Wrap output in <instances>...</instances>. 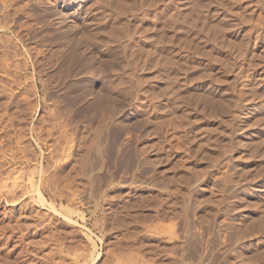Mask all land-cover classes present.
<instances>
[{
  "label": "rangeland",
  "instance_id": "1",
  "mask_svg": "<svg viewBox=\"0 0 264 264\" xmlns=\"http://www.w3.org/2000/svg\"><path fill=\"white\" fill-rule=\"evenodd\" d=\"M16 1H0V25H6L0 30V162L6 157L26 162L18 169L20 173L0 180V264H185L190 260L199 262L197 258H202L199 264H264V158H260L258 144L245 143L239 151L230 133L221 126L207 127L205 119L211 118L209 114H202L205 118L200 115V119L192 107L186 115L184 109L183 116H165L159 111L161 45L168 47L171 70L176 73L186 67L185 53L189 48L184 47L192 39L175 29L170 15L163 16L167 0H134L137 14L132 10L122 15V21L129 24L122 22L126 39L117 42L109 39V30L120 20L112 15L101 46L83 38L79 41L65 37L59 26L56 31L52 26L55 32L47 30L51 26L46 27V22L55 23L57 12L61 11L60 0ZM29 1L38 6L33 8ZM26 7L33 14L40 10L42 18L32 16ZM258 14L252 15L250 26L257 22ZM11 17L20 19L17 26L9 25ZM67 21L70 23L69 18ZM40 26L44 33L32 35ZM118 32L120 36L121 31ZM29 33L33 44L25 48L18 40ZM66 42L70 46L66 47ZM229 53L234 63L239 62L238 68L239 50L229 48ZM197 63V67L211 70L214 76L221 75L211 62L199 57ZM259 89V93L253 91L249 95L252 105L264 102V91ZM235 90L237 94L238 87ZM93 111H98L96 127L101 134L97 129L93 131ZM51 114L56 119L71 115L77 120L72 128L68 126L64 144L51 129ZM195 118L200 120L196 119L192 128L190 122L187 127L183 121ZM194 125L203 126L194 129ZM252 127L245 132L258 136V126ZM94 132L96 141L92 143ZM57 141L58 146L62 145L58 149H64L61 152L56 148V155L60 153L62 159L55 162L59 167L45 166L47 153H53ZM97 141L101 142L102 154L92 162L95 168L88 179L83 171L93 159L91 149ZM47 145L53 148L49 151ZM65 148L71 151L66 152ZM242 150L252 158L243 161ZM225 153L230 156L228 159H224ZM217 166L226 168L231 176L227 177L235 184L230 182L224 190L214 189L221 179L217 172L221 168ZM242 167L250 171L240 174ZM43 169L47 172L43 176L47 177L41 180L39 173ZM30 181L41 190V199ZM18 184L24 189L15 187ZM226 227L238 229H230L232 233L228 230L239 234L237 239L231 238ZM201 251L205 253L198 257L197 252Z\"/></svg>",
  "mask_w": 264,
  "mask_h": 264
},
{
  "label": "bare ground",
  "instance_id": "2",
  "mask_svg": "<svg viewBox=\"0 0 264 264\" xmlns=\"http://www.w3.org/2000/svg\"><path fill=\"white\" fill-rule=\"evenodd\" d=\"M0 1H2V0H0ZM17 1H19V0H17ZM35 1L33 0L34 3H35ZM33 2L31 1V3H33ZM28 3L31 4L30 1ZM91 4H95L94 7L90 8ZM35 5L36 4H34L33 8H36L38 6V4H37V6H35ZM0 6H2V5H0ZM29 6L30 5H28V7ZM28 7H26V9H28ZM136 7H137V5L135 4L134 0H60L58 3V8L61 9V11L57 12L58 16L55 20V23L50 24V23L46 22L45 20H43V21H45L47 23V24H45L46 27L51 26V28L48 27L47 30L54 31L53 28L55 29L56 26H59V28L62 29L63 33L66 35L65 36L64 34H62L65 37H68V38L74 37L75 39H77L79 41L81 38H83V40L85 39L84 41L89 40V41H91V43L99 44L97 46H101L105 40V37H106L105 35L107 32L108 20L112 15H114V17L116 16L115 18L119 17L120 20L118 19L119 21H117L116 24H114L111 27V28H113V30L112 29H110L111 31L109 30V33L111 32V37H109V39L111 38L113 42H117V40H120L121 38L126 39V37H124V35H123V33H125V28H126V27L124 28V25L125 24L128 25L129 23L125 22V20H124V22L122 21L124 18V17H122V15L125 16V14L127 12H131L132 10H134L136 13L138 11V9ZM6 9H7V7H6ZM68 10H69V12H66ZM28 11H30V8L28 9ZM261 11L263 13H261V15L258 14ZM30 12L28 14H30ZM39 12L41 13L40 10L35 11L34 12L35 14H33L31 12V15L32 14L36 15V18H37V16L40 14ZM5 14L7 15V12ZM255 14H258L260 16H257V20H256L257 22H255L254 25L250 26L249 20L251 21L252 15H255ZM40 15L38 16V18L40 17ZM169 15L172 17V18H170V17L169 18L171 20H173L175 29L179 32H183L185 34H188L189 36L192 37V39L190 40V43L187 44V46H186V44H184V46H186V47L183 46L185 49L189 48V50L187 51V54L183 51L185 53V60H184V57L182 56L183 60L185 61V62L184 61L183 62L186 64V65H184V63H183V65L186 67L181 68L184 70L180 69V71L178 70V71H176V73L175 72L173 73L172 72L173 70H171V58L169 56L170 54L168 53L169 52L168 47L165 44L161 45L163 49H162V52L160 53L161 54V63H160V68H159L160 70H158L161 73V75H159L160 80H161V85H160L161 89H159V92L161 91V93H160L161 103L159 102L160 104L158 105V106H160L159 111L161 109L160 112L164 113L165 116H169V115H173V116H179L180 115L181 116L184 109H185V115H186V113H187L186 110L187 109L189 110V108L192 107L193 109L196 110V113H199V117H200V115H202L204 113H208L212 119L209 117L208 118L210 120L208 118L205 119V120H207L206 124H205L207 127L215 125V126H221L222 128H224L228 133L231 134V136L228 134L227 135L230 136V139L232 141H234V144L236 142L237 148L239 149V151L242 149V146L245 143H249V144L253 143L252 145L258 144L257 147H259V149H261V152H262L260 158L263 159L264 158V102H262L261 105H256V106L252 105V103H249L251 101L249 95H251V92L253 93V91L255 93L256 92L259 93L260 92L259 88H262V90L264 91V17H262V15H264V0H167V2L164 4L163 16H166V18H168ZM12 16H16V14L15 15L13 14ZM17 16H18V14H17ZM42 16H44V15L42 14ZM18 17H20V16H18ZM20 18L22 19L23 17H20ZM34 18H35V16H34ZM41 18L42 17H40L39 20ZM67 18H69L70 23H68V21H67V23L65 22ZM17 20H18L17 17L12 18L10 20L9 25L11 27L17 26ZM18 21L20 22V19ZM126 21H127V19H126ZM45 22H43L42 24L44 25ZM122 22L124 23V25ZM37 24H39V23L37 22ZM53 25H54V27L52 28ZM5 27H6V25L1 24L0 30H3V28H5ZM40 27L38 29H34L33 32H31L32 35L34 33L40 32V31H43L42 33L40 32V34H43L45 29H42L43 26H40ZM46 27H44V28H46ZM251 27H252V29H251ZM16 30H20V29H16ZM114 30H115V33H114ZM117 30L121 31L120 36H118L119 32L117 33ZM248 30L252 31L253 37L250 36L251 33ZM55 31H56V29H55ZM31 33L24 35V37H20V40H18V41H20L21 44L24 45L25 48L27 46L30 47L33 44L32 40H31L32 41L31 43L29 42ZM126 33L127 34L129 33V32H127V29H126ZM21 34H23V33H21ZM47 34H49V33H47ZM40 36H42V35H40ZM107 36H109V35H107ZM178 37H181V36L178 35ZM182 37H184V36H182ZM47 38H49V37L46 36L45 40ZM51 38L53 39V37H51ZM130 40H131V38H130ZM42 41H41V43H42ZM66 41L68 42V40H66ZM144 41H145V39H144ZM39 42H40V40H39ZM45 42H47V41H45ZM45 42L43 41V43H45ZM49 42L51 43V40ZM53 42H54V39H53ZM67 42L65 44L66 47H67V45H69V44H67ZM76 42H78V41H76ZM138 42H139V40H138ZM138 42H136V43L138 44ZM69 43L71 44L72 42L70 41ZM34 44L36 45V43H34ZM114 44H116V43H113V45ZM143 44H144V42H143ZM145 44H147V43H145ZM103 45H104V43H103ZM139 45L137 47H139ZM123 46L125 48V45H123ZM129 47H130V45H129ZM140 47H141V45H140ZM190 48H193V49H190ZM229 48H237L239 50V53L241 55L240 56L241 62H240V66L238 68L236 66L239 64V62L237 64H236V62L235 63L233 62L232 55L229 53ZM178 49L180 50L181 48H178ZM67 50H69V49H67ZM55 51H57V50H55ZM62 52H63V50L60 53H62ZM62 54L64 55L65 52H63ZM179 55H181V53ZM173 56H174V54H173ZM199 57L203 58L204 60H207L208 62H211L213 65L218 67L221 75L220 76H214V74L211 72V70H208L204 67H203L204 69L200 68L199 66L197 67V64H199V63H197V60L199 59ZM174 59H175V57H174ZM251 64H253L257 68ZM65 67L67 68V66H65ZM7 72H9V71H7ZM61 72L62 71H60V73ZM9 74H11V73L9 72ZM131 75H129L128 77H130ZM39 80L43 84V80L41 78ZM2 83H4V82H2ZM233 87H235V88L238 87L239 91L237 90L238 91L237 94L235 93L236 92L235 88H234L235 92H234V90L232 91ZM13 91H15V90H13ZM45 92H47V91H45ZM262 93L264 94V92H262ZM92 102H94V101H92ZM150 104H151V102H150ZM190 110L188 113H190ZM195 110H192V112ZM97 112L93 111L94 115L92 114V121L94 122V124H96V122H98L97 121V115H96ZM53 115L54 114H51L49 117H51ZM182 116H183V114H182ZM71 117L73 118V116H71V115H70V117H67V118L65 116V119L63 118V116L60 119H58V118L56 119L54 116L51 118L52 119V122L50 125L51 129H53L55 131V133L57 132L58 137L60 138V139L59 138L58 139L62 141V142H60L62 144H64L63 143L64 141L68 140V134H67L68 126L72 125L71 126V128H72L73 124H76L75 117L73 118L74 121H73V119H71ZM88 117H90V116H88ZM202 118H205V117L202 115ZM188 119H185L183 121H185V123H186L185 125H187V127H188L189 122H190V127H191V124L193 122H195L197 118H195V120L192 119V121H186ZM200 119H201V117H200ZM200 119H197V121ZM254 124H256L258 126V129L256 131L259 134L258 136L257 135L253 136V134H255V133L252 134V133L245 132V129L247 130V128L252 127ZM75 126L76 125H74V130L76 131ZM96 126H97V124L94 125V127H96ZM202 126L203 125H201V126L194 125L193 128L198 129L199 127H202ZM97 128L98 127L94 128L93 131H95ZM252 128H254V127H252ZM252 128H250V129H252ZM30 131H31V129H30ZM97 131H98V133L101 132L98 129H97ZM97 131H95V132H97ZM190 131H192V130H190ZM95 132L93 133V134H95V137H94V139L92 138L93 139L92 143H94L96 141L95 138H96L97 133H95ZM252 136L253 137L257 136L259 138V140H261V141H256V140L252 139ZM98 137L100 138V135H98ZM231 137H233V138H231ZM54 138L57 139L56 137H54ZM62 139H64V141ZM114 140L115 139H113V141ZM58 141L56 144H53V145H56V146H54V148H53V146L49 147V145H47V147L50 148L49 151L51 150V148H53L54 151H53V153L48 151L49 152V153H47L48 156L46 155L47 157L45 158V166L50 167V165H51V167L53 166L54 168L59 167V166H56V164H55L56 161H60V160H58V158L61 159L60 153L56 155V152L58 153V151L61 150V149H58V147L59 146H60L59 148L62 147V145L58 146V143H59ZM100 143H99V141H97L95 143V145L92 146V147H94L93 149H91V151L93 150L92 152H94L92 154L93 159L90 161L89 166H87L88 169L85 168L86 171H85V169L83 171L84 174L85 173L88 174L87 178L89 176H91L90 174L93 173L92 171L95 168L94 165L92 164V162L96 159V157H100V154H102L101 153L102 148L100 150V146H101ZM67 144H70V143H67ZM0 145H1V143H0ZM67 146L69 147V145H67ZM224 146H226V145H224ZM229 146H230V143H229ZM232 146H233V144H232ZM56 148L58 149V151L56 150ZM233 148L235 149V147H233ZM68 149L65 148V151ZM249 149H251V147H249ZM46 150H48V149L46 148ZM63 150H61V152H63ZM69 150L66 152H69ZM224 152H227V151H224ZM244 152H245V154H244ZM230 153L231 152H229L228 154H230ZM225 154H226L225 156H224V154H222L224 156V159H228L230 156L227 153H225ZM234 154H235V152H234ZM103 155H104V153H103ZM243 155H244V158H243ZM232 156L233 155H231V157ZM240 156H241L243 161L244 160L246 161L247 159L249 160L250 157L252 158L253 155L250 156V153L248 151H243L242 155L240 154ZM1 157L2 156H0V158ZM236 157L237 156H235V155L233 156V158H236ZM239 157H237L236 159L238 160ZM234 160H232V161H234ZM250 161H251V159H250ZM24 162H26V161H23L20 158L16 159L14 157L9 158V159L6 157V158H4L3 162L1 159V162H0V180L2 181L5 179L6 180L10 179L14 174L20 173L18 171V169L22 168ZM33 162H34V160H33ZM134 162H135V160H134ZM263 162H264V160H263ZM137 163H138V160H137ZM233 163H235V162H233ZM62 164H64V163H62ZM231 166H233V165H231ZM234 167L236 168V165H234ZM244 167H242V168H244ZM220 168H221L220 171L217 170V172H220L218 175H221L220 176L221 179L216 181V186L215 185H213V186H215L214 189L217 187L220 190H224L225 187L230 182H234V184H235V181L230 179L231 176L227 174L226 168H222V167H220ZM237 168H239V165ZM246 169L247 168H244L243 170H239V171H242V173H240V174H244L245 172L250 171V169H247V170ZM33 170H34V168H33ZM48 170L49 169H47V171ZM235 170H233V171H235ZM244 170H245V172H244ZM44 173H47L45 169L40 170V173H39L40 176L39 177H41V180H42V178L47 177V175L45 177L43 176ZM227 175L230 177L228 178ZM18 177H20V176L18 175ZM233 177H235V176H233ZM92 179H90V180H92ZM214 182H212V184ZM30 184H31L32 189L35 188L37 190L36 194L37 195L39 194L38 198L41 199V196H40L41 190L39 191V189L36 185V182L33 183V181H30ZM236 186H238L237 182H236ZM2 187H4V186H2ZM15 187H18L20 190L24 189V187L21 184L20 185L18 184ZM92 187H93V185H92ZM189 191H191V189ZM1 192H2V190H1ZM192 193H193V191H192ZM192 196H194V195H192ZM262 198L264 199V197H262ZM42 202H43V200H42ZM190 202L192 203L191 200H190ZM190 205L191 204H189V207H191ZM184 209H186L185 206H184ZM217 210H219V209H217ZM221 210H222V208H221ZM186 211L184 210L183 212L185 213ZM187 216H188V214H187ZM184 217H186V216H184ZM184 219H186V218H184ZM227 223H229V222H227ZM231 223H230V225H231ZM230 225H228V226H230ZM235 225L233 222V226H235ZM227 227L225 228V230H227V231L232 229L230 227L228 229ZM231 227H232V225H231ZM235 229L238 231L237 228H235ZM235 229L233 228L232 230H235ZM212 230H215V229H212ZM232 230H230V232ZM228 232H226L227 235H228ZM226 233H225V235H226ZM231 233H230V235H232L231 238L234 237V240L237 239L236 235H239V234H236V233L231 234ZM222 235H224V234L222 233ZM227 235H226V237H227ZM4 238H6L8 241L7 237H4ZM208 238H210V237L208 236ZM223 238H225V236ZM191 239L189 241H191ZM185 241H187V240H185ZM186 244H188V243L186 242ZM238 246H239V244H238ZM235 247H237V246H235ZM242 247H244V246L242 245ZM188 248H187V250H188ZM199 249H200V247H199ZM8 250H10V249H8ZM184 250L185 249H183V251ZM202 250H205V249H202ZM0 251H1V249H0ZM3 251H5V249ZM236 251L239 252L240 250L238 249ZM236 251H235V254H236ZM7 252H5V253H7ZM190 252H191V250H190ZM238 252L236 255L240 256L238 254ZM199 253H201L203 255L205 252L204 253L202 251L197 252V255ZM240 253H241V251H240ZM190 256L188 258L191 259ZM198 257H199V255H198ZM235 257H237V256H235ZM235 257H234V259H235ZM186 258H187V256H186ZM193 258L194 257H192V260H193ZM198 259H200V260H198ZM4 260H6V259L4 258ZM185 260H187V259H185ZM196 260H198L199 262H197ZM196 260L195 261L198 264L202 263V261H201L202 258H197ZM193 261H192V263H191V260L186 261V263L188 262V264L189 263L195 264L196 262L193 263ZM239 262H240V260H239Z\"/></svg>",
  "mask_w": 264,
  "mask_h": 264
}]
</instances>
